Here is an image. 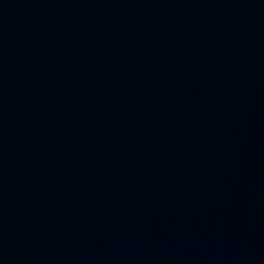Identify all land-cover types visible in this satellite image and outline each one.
<instances>
[{
	"label": "water",
	"instance_id": "obj_1",
	"mask_svg": "<svg viewBox=\"0 0 264 264\" xmlns=\"http://www.w3.org/2000/svg\"><path fill=\"white\" fill-rule=\"evenodd\" d=\"M0 264H264V0H0Z\"/></svg>",
	"mask_w": 264,
	"mask_h": 264
}]
</instances>
